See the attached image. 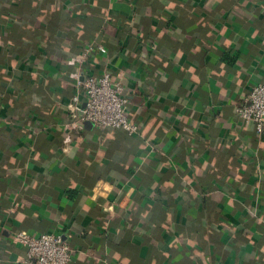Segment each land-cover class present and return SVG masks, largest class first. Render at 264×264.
Masks as SVG:
<instances>
[{"label": "crops", "instance_id": "crops-1", "mask_svg": "<svg viewBox=\"0 0 264 264\" xmlns=\"http://www.w3.org/2000/svg\"><path fill=\"white\" fill-rule=\"evenodd\" d=\"M104 70L137 134L69 114ZM258 82L264 0H0V264L18 230L70 264H264V127L234 113Z\"/></svg>", "mask_w": 264, "mask_h": 264}, {"label": "built area", "instance_id": "built-area-1", "mask_svg": "<svg viewBox=\"0 0 264 264\" xmlns=\"http://www.w3.org/2000/svg\"><path fill=\"white\" fill-rule=\"evenodd\" d=\"M95 46L87 43L79 61H82ZM96 49L105 52L102 45ZM76 86L82 92L72 96L67 104L74 121L83 124L91 122L97 128L121 129L127 134H137L141 124L129 116V98L124 90L123 76L113 77L104 70L100 75L76 74ZM236 117L241 121H252L257 135L264 127V83L258 82L250 87L244 99L234 107ZM13 242L25 248L23 264H70L73 248L59 231L38 234L18 230L13 234Z\"/></svg>", "mask_w": 264, "mask_h": 264}, {"label": "trees", "instance_id": "trees-1", "mask_svg": "<svg viewBox=\"0 0 264 264\" xmlns=\"http://www.w3.org/2000/svg\"><path fill=\"white\" fill-rule=\"evenodd\" d=\"M20 19H21V18L17 17V18H16V22L20 21ZM5 35H7V36L10 37V38L12 37L11 32H9V30L6 31V34H5ZM11 39H12V38H11ZM262 132H263V130H262Z\"/></svg>", "mask_w": 264, "mask_h": 264}, {"label": "water", "instance_id": "water-1", "mask_svg": "<svg viewBox=\"0 0 264 264\" xmlns=\"http://www.w3.org/2000/svg\"><path fill=\"white\" fill-rule=\"evenodd\" d=\"M84 124H85V126H87V127H91L92 126V124H91V122H84Z\"/></svg>", "mask_w": 264, "mask_h": 264}]
</instances>
